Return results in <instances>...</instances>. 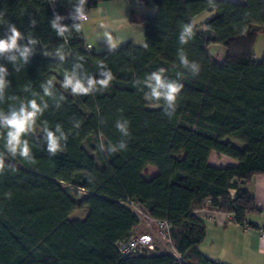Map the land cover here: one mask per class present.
<instances>
[{
    "label": "trees",
    "instance_id": "obj_1",
    "mask_svg": "<svg viewBox=\"0 0 264 264\" xmlns=\"http://www.w3.org/2000/svg\"><path fill=\"white\" fill-rule=\"evenodd\" d=\"M99 1L88 0L85 11ZM134 1L156 8L153 15L130 12L129 22L144 28V44L127 40L118 50L98 52L86 48L83 27L80 32L74 27L81 23L73 19L79 0H57L54 10L47 0H0L5 21L0 38L11 22L23 33L18 44L33 47L26 63L16 50L0 54L9 81L0 109L18 108L21 100L42 95L40 85L55 78L56 95L45 97L49 108L38 123L52 128L60 123L68 136L64 149L53 156L38 128L28 137L32 160L9 154L8 162L17 170L0 175V264H226L199 249L205 223L193 213L194 203L208 199L239 226L248 224L249 213L259 211L248 184L264 173V55L258 59L254 51L261 30L257 26L264 24V0ZM201 13H208L202 30L194 21ZM57 14L66 17L59 20L69 28L64 36L52 28ZM187 23L195 25V35L181 45L179 32ZM30 37L37 40L34 46L28 44ZM212 45L224 50L220 61ZM61 46L64 61L55 55ZM180 48L198 62V75L180 68ZM77 63L82 65L75 69L80 76L97 79L103 63L113 72L111 85L81 96L64 92L59 82ZM161 67L184 85L171 115L162 103L146 100L147 89L135 84ZM121 119L129 121L127 137L115 127ZM2 136L0 131V152ZM228 138L244 148L225 142ZM121 141L127 148L117 153L100 148L101 143L119 146ZM213 151L237 164L210 165ZM147 166L156 169L151 177L143 174ZM64 185L84 193L70 195ZM9 192L10 198L5 195ZM127 200L138 203L145 215L169 222L171 248L179 259L157 240L150 253L121 257L118 242L140 224L121 203ZM82 208L88 209L85 219H70Z\"/></svg>",
    "mask_w": 264,
    "mask_h": 264
},
{
    "label": "clouds",
    "instance_id": "obj_2",
    "mask_svg": "<svg viewBox=\"0 0 264 264\" xmlns=\"http://www.w3.org/2000/svg\"><path fill=\"white\" fill-rule=\"evenodd\" d=\"M87 3L88 0H79L78 4L75 6L73 19L81 21L79 24H74L77 32H80L83 27V22L89 19L88 13L85 11V5ZM61 19L62 17L57 14L56 18L52 21V28L56 30L58 35L64 36L65 32L69 31V28L67 25H61L59 23ZM0 23H5L2 14H0ZM33 23H35V21H33ZM194 29L195 25L192 23H187L181 28L178 36L181 45H186L194 38ZM105 35L111 47L114 48L115 44L112 43L111 36L107 33ZM23 38V33L16 25L7 22L6 36L0 38V54L16 50L22 61L26 63L28 57L33 52V47L27 45L21 46L18 44V40ZM36 43V39L29 38V45L34 46ZM62 47L63 46L55 53L60 61H64L66 56ZM45 55L52 54L45 53ZM177 55L180 68L187 70L193 76L199 74L201 70L200 65L198 62L190 60L183 48L178 49ZM12 59L15 60L16 57L13 56ZM81 67L82 65L77 63L72 71H66L64 73L63 79L59 82V86L64 92L70 89L71 95L73 96L87 95L100 89H107L114 79L113 72L105 67L103 63L99 65L102 69L100 72L101 78L99 79L92 75H88L87 77L80 76L75 69ZM166 72L167 70L161 67L147 74L143 80H136L135 84L141 85L143 88L147 89V91L144 92L146 100L157 104L162 103L163 109L166 112L171 110L169 112V115H171L176 111L178 95L184 85L179 79H171L166 75ZM7 74V68L0 65V98L3 97L4 90L9 85V81L6 79ZM181 75L182 73H177L178 77ZM54 81L55 78L47 79L46 82L40 85L43 94L34 93L33 98L21 100L18 108L9 107L7 110L0 109V131L3 132L2 141L4 149V151L0 152V175L8 169H12L14 172L17 170L15 166L8 162L9 154L14 158L20 157L29 161L33 159V146L30 144L28 137L35 134L38 128L42 132L40 138L43 139L46 150L50 155H56L66 146L68 136L60 123H57L54 128L49 127L47 122H43V124L38 123L44 112L49 108L48 101L45 97H54L56 95V83ZM36 96H39V100L35 98ZM60 99L64 100L66 97L61 95ZM79 127L80 121L77 120L74 124V128L78 129ZM115 127L122 136L127 137L130 135V125L127 119L117 120ZM100 148L101 150H105L106 148L107 152L112 154L119 152L121 149H126L127 144L124 141H121L119 146L112 143L105 146L104 143H101ZM5 195L10 198L12 193L9 192Z\"/></svg>",
    "mask_w": 264,
    "mask_h": 264
},
{
    "label": "crops",
    "instance_id": "obj_3",
    "mask_svg": "<svg viewBox=\"0 0 264 264\" xmlns=\"http://www.w3.org/2000/svg\"><path fill=\"white\" fill-rule=\"evenodd\" d=\"M229 1L243 2V0ZM125 2L132 5V7L133 5L134 7L138 6V8H140L137 12L139 13V15H141V13H146L143 12L145 10L149 11V13H155L156 10L155 6L152 4H144L136 2L134 0H126ZM139 3L142 5H137ZM203 14L205 13H201L194 17V21ZM207 16L208 13L206 14V16H204V18ZM201 23V21L196 23L200 30L203 29ZM132 26V24L129 25L130 28ZM257 28L263 31L264 24L258 25ZM133 30L136 32L135 29ZM137 30V42H135V39L133 38H129V40H131L135 45L142 46L144 42H140L139 36H141L142 33L144 34V28L142 26L140 29ZM86 44L91 45L88 43ZM211 48H213V50H222V47L218 45H212ZM259 54L262 57V55H264V51L260 52ZM229 141L231 143L239 142L234 139H229ZM241 144L243 145L242 147H239L237 145L233 146H236L237 148H244V144ZM209 164L216 167H224L236 165L237 162L236 160L226 155L213 151L209 156ZM248 189L250 193L254 196L256 207L259 211L252 212L247 215L248 224H246V226H239L238 224L233 222V219L229 214L213 209L210 206L208 199H204L201 202L194 203L192 208L193 213L203 219L205 223V238L206 235H208L209 233H211V235L213 236L210 245L212 254H208L209 257H211L210 259L213 258L212 260L215 259V261H221L226 264H264V173L255 175L252 178L251 182L248 184ZM230 194L231 196H234L235 190H231ZM249 224L258 225L260 229H254L249 226ZM216 245L220 246V248L218 249L219 254L214 252V247Z\"/></svg>",
    "mask_w": 264,
    "mask_h": 264
},
{
    "label": "rangeland",
    "instance_id": "obj_4",
    "mask_svg": "<svg viewBox=\"0 0 264 264\" xmlns=\"http://www.w3.org/2000/svg\"><path fill=\"white\" fill-rule=\"evenodd\" d=\"M126 0H100L99 3L97 4V6L95 8H91L87 13L89 16L88 21L83 22V40L84 42L86 41V43L91 44L88 45L91 48H95L96 51L101 52L106 50L107 48H109L110 50H118L121 46V44L127 40H129V38H133L135 39V42H137V33L138 30L140 29L142 26L139 24H132L133 26L130 28L129 25V15L130 12H133L134 14L138 15V6L132 7V5L128 4L125 2ZM136 5V3H135ZM139 6H141L142 4H137ZM133 9V10H131ZM143 12L146 13H141V15L146 14V15H153L154 13H149V11L145 10ZM207 13L203 14L202 16H200L199 18H197L195 20V23L198 22H202L204 16H206ZM135 29L136 32L133 30ZM109 34L112 38V43L115 44V47L112 48L110 45V42L107 40V37L105 34ZM140 38V42H144V34L142 33L141 36H139ZM85 43V45L87 46V44ZM87 46V47H88ZM211 52H213V54H217L218 56V60L220 61L222 59V55L224 50H218V49H214L210 48ZM254 51L257 54V58L260 59L261 55L259 54L260 52L264 51V30H260L258 32L256 41L254 43ZM148 107H152L151 104H148ZM226 142L229 141V139H225ZM229 143L231 145H237V146H243L241 143L239 142H230ZM239 143V144H238ZM86 147V146H85ZM236 147V146H235ZM87 148V147H86ZM242 149V148H239ZM216 167V166H215ZM222 167V166H220ZM226 167V166H224ZM156 173V169L152 166H147L143 172L144 176L146 177H151ZM64 187L66 188L67 192L70 195H74V194H83V191H79L71 186H66L64 185ZM88 214V209L87 208H82L79 210L74 211L71 216L70 219L74 220V219H79V220H83L85 219V217ZM211 239H213V236L211 235V233H209L208 235H206L205 240L201 243L199 249L201 250V252L206 256L209 257V253H211V249H210V245H211ZM217 244V241H216ZM220 248V246H215L214 247V252L218 253V249ZM212 254V253H211ZM211 258V257H209ZM213 259V258H212ZM215 260V259H214ZM221 262V261H219Z\"/></svg>",
    "mask_w": 264,
    "mask_h": 264
},
{
    "label": "built area",
    "instance_id": "obj_5",
    "mask_svg": "<svg viewBox=\"0 0 264 264\" xmlns=\"http://www.w3.org/2000/svg\"><path fill=\"white\" fill-rule=\"evenodd\" d=\"M47 2L53 10L56 8L57 0H47ZM61 17L60 21L66 18L65 16ZM87 46V49H92ZM121 203L136 214L140 221L138 230L128 239L122 240L117 244L122 258L133 253H150L154 250V243L157 240L165 249L179 259L171 248L170 224L166 219H155L145 215L140 205L133 200L121 201Z\"/></svg>",
    "mask_w": 264,
    "mask_h": 264
}]
</instances>
